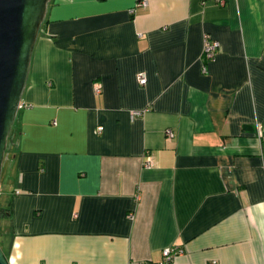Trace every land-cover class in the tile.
Masks as SVG:
<instances>
[{
	"label": "crops",
	"instance_id": "crops-1",
	"mask_svg": "<svg viewBox=\"0 0 264 264\" xmlns=\"http://www.w3.org/2000/svg\"><path fill=\"white\" fill-rule=\"evenodd\" d=\"M141 1L49 0L6 145L9 264L164 247L183 249L172 264H264V0Z\"/></svg>",
	"mask_w": 264,
	"mask_h": 264
},
{
	"label": "water",
	"instance_id": "water-1",
	"mask_svg": "<svg viewBox=\"0 0 264 264\" xmlns=\"http://www.w3.org/2000/svg\"><path fill=\"white\" fill-rule=\"evenodd\" d=\"M49 0H0V177L8 135L27 82ZM0 264H9L0 246Z\"/></svg>",
	"mask_w": 264,
	"mask_h": 264
},
{
	"label": "built area",
	"instance_id": "built-area-1",
	"mask_svg": "<svg viewBox=\"0 0 264 264\" xmlns=\"http://www.w3.org/2000/svg\"><path fill=\"white\" fill-rule=\"evenodd\" d=\"M213 2H216L218 4H224L226 0H211ZM142 5L146 4V0L141 1ZM219 43L217 40L213 39L209 34H204L203 35V48H202V59H203V64H202V71L206 72V63L210 60H212L216 52L218 50ZM138 82L140 84H145L146 83V77L143 73L139 74L138 76ZM93 92L95 94H99L101 92V84L98 82L93 83ZM140 112L136 110L131 111V117L138 115ZM102 127H99L98 129L100 130ZM166 134L168 137L172 136V132L170 129L166 130ZM151 164V156L146 155L143 160V165L145 167H149ZM130 218H132V214L129 215ZM183 252V249L180 247H164L161 251V256L162 258L159 261L152 262V261H146L144 264H172L173 259L176 255L181 254ZM211 264H216V262H211Z\"/></svg>",
	"mask_w": 264,
	"mask_h": 264
},
{
	"label": "trees",
	"instance_id": "trees-1",
	"mask_svg": "<svg viewBox=\"0 0 264 264\" xmlns=\"http://www.w3.org/2000/svg\"><path fill=\"white\" fill-rule=\"evenodd\" d=\"M10 132H11V130H10ZM8 138H9V139L11 138V137H10V133H9V135H8ZM11 140H12V138H11ZM5 152H6V150H5ZM9 212H10V208H9V206H8V205L3 206V205L0 203V220H1V219H6V218H8V217H9Z\"/></svg>",
	"mask_w": 264,
	"mask_h": 264
},
{
	"label": "rangeland",
	"instance_id": "rangeland-1",
	"mask_svg": "<svg viewBox=\"0 0 264 264\" xmlns=\"http://www.w3.org/2000/svg\"><path fill=\"white\" fill-rule=\"evenodd\" d=\"M7 156H5L4 155V158H3V162H2V171H3V179H1V177H0V185L2 186V185H4V173H5V165H6V162H7ZM2 171H1V176H2ZM1 223V222H0ZM2 236H1V228H0V246H1V248L3 249V251H5V248H4V246H3V244H2Z\"/></svg>",
	"mask_w": 264,
	"mask_h": 264
}]
</instances>
